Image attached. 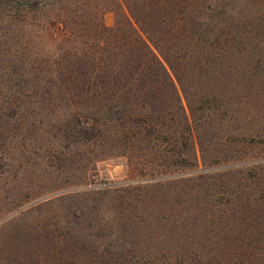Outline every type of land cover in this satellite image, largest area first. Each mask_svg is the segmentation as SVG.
I'll list each match as a JSON object with an SVG mask.
<instances>
[{"label":"rangeland","instance_id":"374dc122","mask_svg":"<svg viewBox=\"0 0 264 264\" xmlns=\"http://www.w3.org/2000/svg\"><path fill=\"white\" fill-rule=\"evenodd\" d=\"M135 30L198 108L155 175L73 127ZM0 264H264V0H0Z\"/></svg>","mask_w":264,"mask_h":264},{"label":"trees","instance_id":"16d2710c","mask_svg":"<svg viewBox=\"0 0 264 264\" xmlns=\"http://www.w3.org/2000/svg\"><path fill=\"white\" fill-rule=\"evenodd\" d=\"M131 15L141 29H149L145 28L149 22ZM135 33L129 44H116L118 51L112 59L88 72L101 100L108 104L105 108L99 105L98 117L78 116L73 127L82 140L92 141L96 136L104 151H118L137 173L155 175L193 163L187 158L189 147L181 143L185 134L191 138L197 162L192 132L198 108L182 101L180 91L185 93V86L178 74L179 56L170 50L172 45L165 46L161 38H155V52L138 31Z\"/></svg>","mask_w":264,"mask_h":264}]
</instances>
